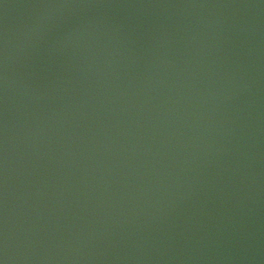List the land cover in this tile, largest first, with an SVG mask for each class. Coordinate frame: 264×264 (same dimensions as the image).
<instances>
[{
	"label": "water",
	"instance_id": "1",
	"mask_svg": "<svg viewBox=\"0 0 264 264\" xmlns=\"http://www.w3.org/2000/svg\"><path fill=\"white\" fill-rule=\"evenodd\" d=\"M0 264H264V0H0Z\"/></svg>",
	"mask_w": 264,
	"mask_h": 264
}]
</instances>
